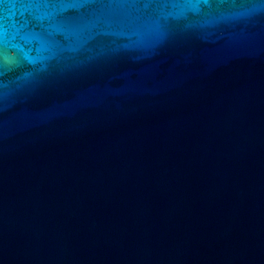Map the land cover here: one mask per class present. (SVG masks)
<instances>
[{
	"label": "water",
	"instance_id": "1",
	"mask_svg": "<svg viewBox=\"0 0 264 264\" xmlns=\"http://www.w3.org/2000/svg\"><path fill=\"white\" fill-rule=\"evenodd\" d=\"M0 264H264V0H0Z\"/></svg>",
	"mask_w": 264,
	"mask_h": 264
}]
</instances>
